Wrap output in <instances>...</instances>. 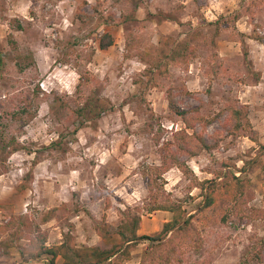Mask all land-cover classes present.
Segmentation results:
<instances>
[{
    "label": "rangeland",
    "instance_id": "374dc122",
    "mask_svg": "<svg viewBox=\"0 0 264 264\" xmlns=\"http://www.w3.org/2000/svg\"><path fill=\"white\" fill-rule=\"evenodd\" d=\"M104 31L114 41L101 50L97 41ZM162 36L191 45L194 57L187 65H168L156 86H141L134 81L145 64L136 53L149 52ZM80 73L88 80L79 100L73 94ZM168 88L183 109L197 107L207 118L227 103L248 105L257 143L228 136L210 151L181 158L200 179L248 161L247 204L264 209V0H0V224L26 215L35 225L43 211L58 207L56 217L40 224L48 245L68 229L78 245L118 241L116 234L102 239L95 225L105 216L115 227L125 206L146 198L143 168L158 164L157 143L183 127L168 110ZM90 96L109 99L113 110L83 118L77 101ZM225 117L213 118L203 130L197 124V130L213 143L215 131L225 136ZM12 145L19 149L4 158ZM163 180L172 197H193L186 207L194 213L203 200L200 190H189L174 167ZM232 204L226 200L197 213L202 246L173 264H238L264 238V218L238 220L228 215ZM141 213L139 235L158 231L166 218ZM5 235L0 232V240ZM146 244L134 245L123 264H140ZM261 257L254 264H264V245Z\"/></svg>",
    "mask_w": 264,
    "mask_h": 264
},
{
    "label": "trees",
    "instance_id": "16d2710c",
    "mask_svg": "<svg viewBox=\"0 0 264 264\" xmlns=\"http://www.w3.org/2000/svg\"><path fill=\"white\" fill-rule=\"evenodd\" d=\"M162 16L165 17L164 14ZM238 17L239 13L233 14L232 21ZM222 18V16L219 17V20ZM109 19H113V16ZM14 22L18 28H21L17 20ZM104 22L108 21L104 19ZM254 38L260 40L258 37ZM9 39L10 43L14 42L12 38ZM113 41V35L109 31H104L98 38V48L107 49ZM193 50L192 46L187 43H175L171 36L160 37L158 45H151L149 52L137 51L136 56L145 64V69L140 74L141 77L135 79L134 82L141 86L144 84L148 87L156 86L160 76L166 73L168 65H187L189 59L194 57ZM84 80H88V77L80 73L73 94V96H78L79 100L84 99L83 91H81ZM166 98L170 114L179 118L183 127L172 131L171 138L157 143L158 164L143 168L142 176L147 183L146 198L141 205L125 206L115 227L110 226L105 216H102V219L95 225V232L102 239H111L116 234L118 241L109 246L78 245L68 229L62 232L58 243L46 245L48 233L47 230L40 228V224L56 217L58 207H51L42 212L39 222L35 225H32L26 215H12L8 221L1 223L0 232L6 235L0 240V255H7L12 248L17 247L23 262L43 259V264H123L130 259L134 245L140 240H146L147 244L143 249L140 264H173L181 262L186 252L202 246L201 229L194 222L200 211L227 200L233 203L228 215L231 214L238 220L264 218V209L247 204L251 197L250 183L243 172L248 161L240 169H236L234 162L230 165L226 164L227 168L218 171L212 178L200 179L187 160L181 158L196 157L202 151H210L228 136L231 138L247 137L257 143V132L249 119L248 105L227 103L221 111L214 115L215 117L207 118L199 112L197 107L183 109L178 105L171 88L166 90ZM79 100L75 110L88 120L100 118L114 108L109 99L104 97L90 96L83 103ZM222 114L226 116L223 126L225 136L219 137L222 132L215 131L214 142L210 143L202 130L214 120L213 118H218ZM197 124L201 125L202 130H197ZM18 149V145L8 147L4 158ZM228 166H232L234 170ZM173 167L177 168L188 180L189 190L198 188L203 196V200L194 206L196 208L194 213H188L189 210L186 207L193 197L190 195L186 196L188 199L172 197L164 187L166 182L163 180L164 174ZM235 170L242 172V175H235ZM25 187L26 184L20 185V188ZM154 211H167L170 213V218L162 223L158 231L150 235H139L137 231L141 224V212L152 213ZM226 217L224 215L222 219L225 220ZM9 230L13 231L8 232ZM22 239H25L27 243L22 246L17 245ZM263 245L264 238L256 240L249 246L238 264H254V262L261 261Z\"/></svg>",
    "mask_w": 264,
    "mask_h": 264
},
{
    "label": "crops",
    "instance_id": "0c3cea01",
    "mask_svg": "<svg viewBox=\"0 0 264 264\" xmlns=\"http://www.w3.org/2000/svg\"><path fill=\"white\" fill-rule=\"evenodd\" d=\"M158 214H160V215H162L165 219H163V220H168L169 218H168V213L169 212H167V211H156ZM170 214V213H169ZM46 245H48V243L46 242ZM14 256V261H13V263L12 264H33L32 262H36L35 260H29V261H27V262H23L22 261V257H21V255H20V253L18 252V251H11L10 250V252H9V254H7V255H1L0 256V260H2V263L1 264H9L8 262V260L7 259H4L2 256ZM37 261H40V263L41 264H43V259H40V260H37ZM4 262V263H3Z\"/></svg>",
    "mask_w": 264,
    "mask_h": 264
}]
</instances>
